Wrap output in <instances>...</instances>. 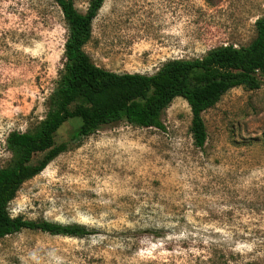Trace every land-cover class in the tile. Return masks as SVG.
Wrapping results in <instances>:
<instances>
[{"label": "rangeland", "instance_id": "obj_1", "mask_svg": "<svg viewBox=\"0 0 264 264\" xmlns=\"http://www.w3.org/2000/svg\"><path fill=\"white\" fill-rule=\"evenodd\" d=\"M89 1L73 0L80 12ZM263 12L264 0H104L83 50L105 69L152 74L168 59L247 45ZM67 34L54 0H0V167L7 134L45 116ZM202 118V149L181 97L163 130L121 121L76 143L80 119L66 120L54 142L68 149L21 184L8 211L92 232L22 229L0 239V264H264V81L230 89Z\"/></svg>", "mask_w": 264, "mask_h": 264}, {"label": "trees", "instance_id": "obj_2", "mask_svg": "<svg viewBox=\"0 0 264 264\" xmlns=\"http://www.w3.org/2000/svg\"><path fill=\"white\" fill-rule=\"evenodd\" d=\"M103 1L90 0L86 11L80 12L73 0H54L68 29L63 66L47 98L45 116L33 128L10 131L5 138L11 157L0 167V239L22 229L69 237L92 232L82 224L33 220L11 216L8 211L21 184L68 149V141L54 142V134L66 120L80 119L70 136V141L76 143L121 121L163 130L164 111L174 98L181 97L191 111L189 131L193 144L202 149L207 139L202 113L230 89L241 86L255 90L264 81V12L254 21L255 36L247 45H220L200 57L168 59L152 74L118 73L96 65L83 50ZM39 152L42 157L32 163V156Z\"/></svg>", "mask_w": 264, "mask_h": 264}]
</instances>
